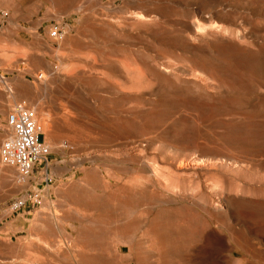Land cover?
I'll use <instances>...</instances> for the list:
<instances>
[{"label": "rangeland", "instance_id": "obj_1", "mask_svg": "<svg viewBox=\"0 0 264 264\" xmlns=\"http://www.w3.org/2000/svg\"><path fill=\"white\" fill-rule=\"evenodd\" d=\"M0 22L45 28L62 70L104 55L125 82L124 106L84 127L92 157L56 154L73 126L37 114L56 227L32 222L0 264H264V0H0ZM12 170L21 191L38 179Z\"/></svg>", "mask_w": 264, "mask_h": 264}, {"label": "crops", "instance_id": "obj_2", "mask_svg": "<svg viewBox=\"0 0 264 264\" xmlns=\"http://www.w3.org/2000/svg\"><path fill=\"white\" fill-rule=\"evenodd\" d=\"M46 40V30L41 26L0 22V124L6 127L8 115L24 103L42 118L48 115L51 125L73 126V147L56 150V154L59 151L73 158L92 157L96 152L92 144L100 139V131H92V135L84 127L101 125L98 121L108 116V110L119 109L120 103L124 106V73L116 76L104 68L102 63L108 59L104 55L97 56V69H86L73 62L69 69L62 70L58 66L61 56L50 54L45 43L50 42ZM75 60L85 62L87 56L73 54ZM5 133L0 129V149ZM12 167L15 166L3 163L0 153V254L6 255L15 251L8 238L23 236L32 222L42 232L56 227L55 217L49 220L52 212L43 209V204L33 207L27 203L19 210L12 209V201L25 191L14 184V175L8 174L13 172ZM66 190H59L61 202L70 197Z\"/></svg>", "mask_w": 264, "mask_h": 264}, {"label": "built area", "instance_id": "obj_3", "mask_svg": "<svg viewBox=\"0 0 264 264\" xmlns=\"http://www.w3.org/2000/svg\"><path fill=\"white\" fill-rule=\"evenodd\" d=\"M49 35L56 40L63 39V25L53 23ZM0 129L6 132L0 149L2 161L16 167L18 182H25L34 173L38 174L37 181L12 201V209H20L27 203L33 207L42 205L45 193L56 179L49 163L52 147L45 140L46 132L39 116L33 109L20 103L8 115L7 126L0 124Z\"/></svg>", "mask_w": 264, "mask_h": 264}, {"label": "bare ground", "instance_id": "obj_4", "mask_svg": "<svg viewBox=\"0 0 264 264\" xmlns=\"http://www.w3.org/2000/svg\"><path fill=\"white\" fill-rule=\"evenodd\" d=\"M89 19L88 18H85L84 19V21L86 22V21H88ZM150 25H152V24H150ZM100 26L103 28V29H105V30H108L109 31V29L110 28H112V25L109 23V22H103V23H101L100 24ZM66 32V31H65ZM109 33V32H108ZM40 37V36H39ZM44 37V36H43ZM38 39V38H37ZM64 39V38H63ZM63 39H59L60 41L61 40H63ZM42 40V39H41ZM47 41V40H46ZM48 42V41H47ZM47 42H45L46 43V46H47V48H51V45L49 44V43H47ZM43 43H44V41H43ZM46 124V123H45ZM45 128H46V126H45ZM46 138H47V136L45 137V140H46ZM3 140V139H2Z\"/></svg>", "mask_w": 264, "mask_h": 264}]
</instances>
